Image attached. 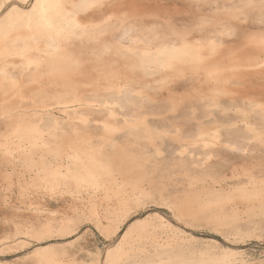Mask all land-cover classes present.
<instances>
[{
	"label": "bare ground",
	"instance_id": "bare-ground-1",
	"mask_svg": "<svg viewBox=\"0 0 264 264\" xmlns=\"http://www.w3.org/2000/svg\"><path fill=\"white\" fill-rule=\"evenodd\" d=\"M187 1H201L205 6L104 0L105 8L83 11L75 7L81 0H63L67 7L48 10L56 22L49 29L20 5L25 0H16L0 18V91L3 94L6 87H19L25 81L24 96L30 99L21 114H15L16 108L0 110V117L2 113L11 115L0 118L2 160L15 169L23 167L30 175L35 173L34 178L46 180L52 191L72 183L79 189L68 186L65 192L79 194L86 186L102 193L100 203L93 206L94 199L91 205L96 207L92 221L108 236L116 235L130 218L140 215L146 201L156 199L158 192L177 210H187V204L194 201L189 192L183 197L179 191L169 190L166 181L170 178L147 181L146 174L137 170L148 169L130 166V157L114 164L111 153L115 149L138 148L141 160L156 164L150 172L159 167L203 169L205 176L194 177L202 182L226 180L227 174L213 170L239 169L245 154L264 149V0ZM8 2L2 1L0 11ZM109 9L128 12L117 14ZM84 16L99 27L75 30L72 21L84 23ZM34 82L39 85L30 87ZM100 136L101 140L93 141ZM166 145L174 152L171 158L164 153ZM149 146L155 155L147 153ZM263 164L260 161L254 166L261 169ZM123 170H136L137 176L126 172L120 181L118 173ZM187 173L179 176L187 177ZM253 175L255 180L257 175ZM220 203L218 198L207 208L191 209L179 217L194 223V218L204 214L218 228L240 232L249 222L241 221L233 211L226 214L223 206L230 202L222 207ZM216 205L222 211L213 210ZM66 220H61L62 227L69 228L70 220ZM34 223L30 228L35 232ZM153 225L151 215L129 222L104 260L111 264H197L200 260L201 264L206 256L215 255L206 242L193 238L190 241L195 244L188 246L175 233L174 240L158 235ZM10 236H3L4 240ZM58 253L52 246H42L29 257L41 264H62L63 260L56 261ZM201 257L203 260L198 259Z\"/></svg>",
	"mask_w": 264,
	"mask_h": 264
},
{
	"label": "rangeland",
	"instance_id": "rangeland-1",
	"mask_svg": "<svg viewBox=\"0 0 264 264\" xmlns=\"http://www.w3.org/2000/svg\"><path fill=\"white\" fill-rule=\"evenodd\" d=\"M2 1L4 0H0V5ZM160 1L162 3L167 2V1L174 2L176 4L178 3L177 5L179 7L196 6V5H199V7L205 6V3H202L201 1H199L198 3H194L191 1H187V0H160ZM15 3H16V0H9V2L6 3L3 9L0 11V18L7 10L12 8ZM9 5H11V7H9ZM20 5L22 6L23 4L20 3ZM109 10L110 12L113 10L117 14L118 13L124 14L128 12V10H125V9H109ZM37 83L38 82L31 83L29 86L35 87L36 85H39V83L38 84ZM26 84L28 83L24 81V83H20L19 87L17 86L13 88L6 85L9 88L6 87L5 91H3L5 93L2 94V92L0 91V97H1L0 98V110L2 108L3 112L4 111L6 112V110L8 111L10 109L16 108V110H14V111H17L15 114H17L18 111L21 114L24 111L23 107L30 100L29 98H26L24 96L23 91H26L25 89H28L26 87L27 86ZM17 89L20 91H18ZM19 107L23 110L18 109ZM5 114L6 113H2L0 118L3 120L4 119L6 120L7 119L6 117H8L9 119L11 115L10 114L5 115ZM2 116L5 118H3ZM99 140H101V136L99 138L93 139V141L95 142H98ZM130 149H133L134 151ZM138 151H140L138 148L125 146V150L115 149L114 152L112 153L110 152V153H111V156L115 158L114 164L118 163L119 161L120 163H122L123 160H127L126 157L128 158L130 157L131 159L127 161L131 164L130 166H136V165L145 166L148 170H137V172L138 173L140 172V175L146 174L147 181H149L148 179L151 180L152 178L155 179L156 181H159V179L165 180L166 178H170L169 180L166 181L167 183H169V185L167 186L169 190H177V192L179 191V193L177 194L183 195V197L186 196L185 193L189 192L188 197L193 198L194 201L191 202L189 206L187 204V210L186 209L177 210L173 206H170L167 200H166L167 202L166 203L165 199L161 198V196L163 195H161L158 192L156 199L146 201V203L147 202L148 203L147 205L145 203L146 207L144 210L141 211L140 215L133 216L132 218H130L121 227V229L116 235H110V236H108L107 233L102 231L100 227L98 228L97 226L99 225L98 222L95 221L96 223H94V221H92V217L95 216V213H93V211L96 210L94 209L96 207H93V206H96L98 203H100L101 198H103L102 193H99L98 195L97 192H95L94 190H91L90 187H86V186L80 188V189L84 188V191L79 193L80 195L78 194V191H74V192L66 191L65 192V190L70 189L72 187H73L72 188L73 190L79 189V188L74 189L76 185L72 186V183L71 185H68L70 188L66 185L64 186V184H60L61 186H59L60 188L58 189V191H52V189L48 185V182H45L46 180H40V179L38 180L34 178L35 173H32L30 175L29 172L26 171L23 167L21 168V170H20V167L15 169L12 164L10 163L7 164L2 160L4 156L3 154L0 153V182H1L0 183L1 185V188H0V264L1 263L2 264H36V263H39V261H36V260L34 261L32 259L30 260V257H31L30 254H32L33 251L36 250V248H39L42 246H52L56 248V250H58L59 253H61V254L59 253L57 254V256L61 258L58 259L57 257L56 261L63 260L62 264H69V262L70 264H91V263L93 264V261H98L99 258L101 259V253H103V258H105L107 251L113 248L115 244L119 241L121 235L126 230L129 222H131L132 220L138 217H143L147 215L152 216L153 222H154V225L152 227H155V229L157 230V234L159 233L161 236L165 234L166 236L170 237V239H173L175 235L178 237L180 236L179 237L180 240L182 241L185 240L184 242L188 246L194 245L195 242L193 244L192 241H194L193 238H196L200 240L201 242H206V244H208L210 248H213V250L215 251V255L213 253L214 256L213 255L212 256L215 259V261H212L213 260L211 258L212 256L210 257L206 256L204 260L201 257V258H198V259L203 260L201 264H209V262L210 264H212V262L213 264H264V199H263L264 198V179H262L264 178V169H262L264 168V164L263 166L261 165V169L258 166L257 167L259 169L254 166L257 164V162L260 163V161L264 163V149L263 151L262 149L261 151L252 150L251 152H248L247 154H245L244 155L245 159L242 160L243 162L245 161L244 165L243 167H240V168L238 167L239 169L235 168L232 170L233 166H231L229 168H223L222 170H213V173L221 172L223 174H227L226 180L218 181V182H214L211 179H208L206 182L197 181L196 178L194 177L198 176L199 178H202L203 176H205L203 173H206V171L204 172L203 169L201 170L198 168L197 169L187 168V169H182L180 171L178 169L161 170L162 167H159V169L152 170V172H150L151 170L149 169H151L156 164L152 161L146 162L145 160H141L140 159L141 152H138ZM147 153H149L150 155H155L153 147L149 146L147 148ZM164 153L168 154V156L170 155L171 157H173L174 155V152L171 153L168 150L167 145H166V150ZM176 154L178 156L179 153H176ZM135 156L136 158H138L137 160L133 159V157ZM170 156L169 158H171ZM247 157H248V160H247ZM257 157L259 161L256 162ZM259 157L261 158V160ZM237 160H239V158H237ZM249 160H251L252 162ZM242 161L240 162L241 164H243ZM248 162H250L249 165H248ZM15 170L16 172H14ZM18 171H20V174L18 173ZM123 171H124L123 173L120 171H119L120 173H118L119 175L118 179L120 181H122V177H123L121 175H124L127 172V171L125 172V170ZM128 171L131 173L130 170ZM133 171L131 174L127 172L126 174H129L127 176H134V177L137 176V174H135L136 170H133ZM149 172L152 176L156 175V178L155 176L154 177L151 176L150 178ZM182 172L183 174L187 173L186 174L187 177L184 176L183 174L179 176ZM21 173L22 174L24 173V177L21 175ZM133 173L134 175H132ZM252 173L255 174V176L257 175L256 178L259 176L258 179L255 178L254 180L253 178L254 175ZM249 175L251 176L253 175L252 178H250L251 176L249 177ZM35 179L39 183L36 182L35 184H33L36 181ZM258 180L262 182L259 181L257 183L256 181ZM222 185L225 186V190H221V188L223 187ZM40 186H43V187H40ZM50 191H52V194ZM59 191L61 192L59 193ZM34 193H37L38 195ZM84 194L85 196H83ZM91 198L92 200H90ZM218 198L220 199V201H222V203H220L221 207L225 204L228 205L227 202L228 203L230 202L229 205L232 207H230L229 205L225 207L223 206V208L227 209L226 214H229L231 211H233L234 214L237 213L241 221L245 220L244 222L246 221L249 222L248 224H245L248 226L243 225L242 230H240V232L239 231L236 232L233 230L231 231V228L220 229L216 226V222H214L210 216H207L204 214L200 217L194 218V223H190V222L183 221L182 219H180L179 217L180 213L186 214V213H190L191 209H198L201 207L207 208ZM76 199H77V202H76ZM94 199L96 200V202L94 201ZM93 201H94V205L92 204ZM38 205H39V209L37 208ZM91 205L93 206L91 207ZM220 205L219 206L216 205L215 206L216 208H214L213 210L216 209L217 212L222 211ZM251 205L252 207L253 206L255 207L252 208ZM227 207L230 209L232 208L233 210L231 209L230 211H228L229 209ZM248 207H251L253 209L252 213H251V208H248ZM245 208H247V210L250 209L249 210L250 213H248V211H244L246 210ZM236 210H238L239 212L238 211L236 212ZM238 213H241V214H238ZM88 215H91L90 218H88ZM49 218L50 219L55 218V220L51 219L50 221ZM161 218L163 222L161 221ZM28 220H31L32 222ZM39 220L41 221L39 222ZM61 220L63 222L65 220L67 222L70 220L69 228L62 227L63 222H61ZM36 221L38 223H36ZM30 223L36 224V227H35L36 231H39L40 233L34 234L36 231L34 232L31 230L30 227H32L31 226L32 224ZM46 223L53 224V225L52 226H50L49 224L45 225ZM161 223L162 225H165V224L167 225L161 227L162 226ZM231 223L233 225L234 221ZM20 225H22L23 227H21ZM47 226H50V228ZM16 227L18 228L16 229ZM169 227L172 229H169ZM80 229H83V232H81ZM177 230L178 231L182 230L184 233L182 231H179L178 233ZM3 231L7 233L4 234L5 232ZM19 231L20 233H18ZM9 233L11 234L10 236L11 238L9 237L7 240L6 239L4 240L3 236H9L10 235ZM40 237L43 238L44 241L43 239H39ZM198 259H196V261ZM199 261L200 260H198V262ZM198 262L196 263L200 264V262L199 263Z\"/></svg>",
	"mask_w": 264,
	"mask_h": 264
},
{
	"label": "snow or ice",
	"instance_id": "snow-or-ice-1",
	"mask_svg": "<svg viewBox=\"0 0 264 264\" xmlns=\"http://www.w3.org/2000/svg\"><path fill=\"white\" fill-rule=\"evenodd\" d=\"M11 7V5H9ZM22 7L26 10H30V15L38 16L40 21L47 26L49 29H52L56 26L55 18L49 15V9H64L67 5L63 0H25V3ZM75 7L80 10L87 11L88 9H103L106 7L104 0H81L78 5ZM59 13L57 12L56 15ZM84 23H79L77 20H73V27L75 30H91L96 27H99L97 24L88 23V16L81 17ZM83 232V229H80ZM111 257V253H109ZM93 264H111V262H106L103 258V253H101V259L99 261H93Z\"/></svg>",
	"mask_w": 264,
	"mask_h": 264
}]
</instances>
